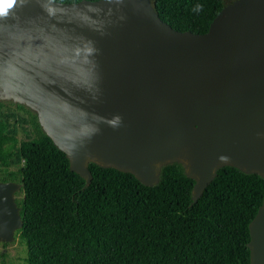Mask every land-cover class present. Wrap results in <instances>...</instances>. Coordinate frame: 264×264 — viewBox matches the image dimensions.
Returning a JSON list of instances; mask_svg holds the SVG:
<instances>
[{
	"label": "water",
	"instance_id": "95a60500",
	"mask_svg": "<svg viewBox=\"0 0 264 264\" xmlns=\"http://www.w3.org/2000/svg\"><path fill=\"white\" fill-rule=\"evenodd\" d=\"M30 109L89 182V164L158 184L178 163L195 203L216 172L264 179V0L225 5L204 34L163 22L152 0H15L0 17V103ZM0 181V242L22 228ZM264 264V198L248 225Z\"/></svg>",
	"mask_w": 264,
	"mask_h": 264
},
{
	"label": "trees",
	"instance_id": "16d2710c",
	"mask_svg": "<svg viewBox=\"0 0 264 264\" xmlns=\"http://www.w3.org/2000/svg\"><path fill=\"white\" fill-rule=\"evenodd\" d=\"M152 5L174 30L194 34L206 33L225 6ZM88 169L89 182L70 170L30 109L0 103V181L21 185L15 201L23 225L14 239L25 246V264H250L248 225L264 198L260 176L223 167L194 203V181L178 163L162 167L153 187L112 168Z\"/></svg>",
	"mask_w": 264,
	"mask_h": 264
},
{
	"label": "rangeland",
	"instance_id": "374dc122",
	"mask_svg": "<svg viewBox=\"0 0 264 264\" xmlns=\"http://www.w3.org/2000/svg\"><path fill=\"white\" fill-rule=\"evenodd\" d=\"M235 0H223L224 5L231 4ZM12 125L17 128L18 136L22 137L21 125L18 124L15 120L10 121ZM25 246L17 239H14L10 243L3 245L0 242V264H25Z\"/></svg>",
	"mask_w": 264,
	"mask_h": 264
},
{
	"label": "snow or ice",
	"instance_id": "6c2138e0",
	"mask_svg": "<svg viewBox=\"0 0 264 264\" xmlns=\"http://www.w3.org/2000/svg\"><path fill=\"white\" fill-rule=\"evenodd\" d=\"M13 3H15V0H0V12L6 11Z\"/></svg>",
	"mask_w": 264,
	"mask_h": 264
},
{
	"label": "clouds",
	"instance_id": "9594fccd",
	"mask_svg": "<svg viewBox=\"0 0 264 264\" xmlns=\"http://www.w3.org/2000/svg\"><path fill=\"white\" fill-rule=\"evenodd\" d=\"M14 4V3H13ZM7 15V10L4 12H0V17L6 16Z\"/></svg>",
	"mask_w": 264,
	"mask_h": 264
},
{
	"label": "flooded vegetation",
	"instance_id": "af4514ba",
	"mask_svg": "<svg viewBox=\"0 0 264 264\" xmlns=\"http://www.w3.org/2000/svg\"><path fill=\"white\" fill-rule=\"evenodd\" d=\"M17 183V182H16Z\"/></svg>",
	"mask_w": 264,
	"mask_h": 264
}]
</instances>
